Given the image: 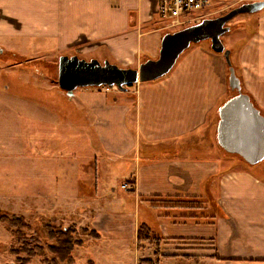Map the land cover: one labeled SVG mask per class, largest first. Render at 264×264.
I'll list each match as a JSON object with an SVG mask.
<instances>
[{
    "label": "crops",
    "instance_id": "0c3cea01",
    "mask_svg": "<svg viewBox=\"0 0 264 264\" xmlns=\"http://www.w3.org/2000/svg\"><path fill=\"white\" fill-rule=\"evenodd\" d=\"M212 1L219 6L264 0ZM156 6L155 0H0V38L19 46L31 39L54 40L61 55L70 52L137 68L159 56L165 33L178 30L158 18ZM259 10L249 20L255 24L252 30L235 40L231 58L243 90L264 114V6ZM197 43L179 56L168 73L135 82L134 97L128 88L112 95L92 86L75 89L70 96L98 120L103 139L99 151L113 161L126 162L125 181L132 186L125 188L124 197H97V175L94 186L84 187H76L72 176L69 183L65 181L66 189L62 180L52 178L56 190L45 194L40 166L37 203L48 198L53 211L62 210L58 219L89 223L100 236L92 239L96 245L109 236L135 240L138 225L144 222L165 245L207 243L204 254L193 253L204 257V264H264L261 161L250 164L234 153L228 157L216 147L221 146L217 127L210 153L185 146L161 148L162 153H157L140 146L141 142H183L202 129L209 111L225 96L224 54L212 50L211 43ZM90 186L96 194L80 193ZM93 202L97 203L90 208Z\"/></svg>",
    "mask_w": 264,
    "mask_h": 264
},
{
    "label": "rangeland",
    "instance_id": "374dc122",
    "mask_svg": "<svg viewBox=\"0 0 264 264\" xmlns=\"http://www.w3.org/2000/svg\"><path fill=\"white\" fill-rule=\"evenodd\" d=\"M214 5L216 2L210 0L206 17L219 16L240 4L225 2L219 6ZM260 12L262 10L241 12L228 21L230 30L221 36L226 48L231 50L236 39L252 30L255 24L249 20ZM198 43L209 45L211 42L205 39ZM194 45L191 43L190 47ZM60 55L54 40L43 42L31 39L19 46L18 42L13 44L0 38V216H22L26 225L22 234L31 241L29 250H24L13 228L0 220V264H204V257L194 256L193 253L204 254L209 248L205 242H191L190 245L189 242H174L165 245L160 240L157 247L152 240L154 238L138 242V238L134 240L109 236L100 245H96L97 240H92L93 237L84 230L85 227L91 229L89 223H75L76 218L58 219L62 210L59 208L53 211L55 207H52L48 198L37 203V191L42 182L38 171L40 166L44 175L41 192L45 194L56 190L53 189L52 178L62 180V186L66 189L65 181L69 183L72 176H75L76 187H84L93 185L96 175L97 197L104 200L111 195L123 198L127 193L121 185L126 178V162L113 161L99 151L97 146H102L103 139L98 131V120L93 119L94 114L89 108L76 97L72 100L58 84ZM232 64L235 65L233 61ZM228 77L229 66L226 64L227 83ZM92 87L101 93L122 94L116 85ZM79 88L82 87L76 90ZM127 88L134 97V83L128 84ZM236 92L228 83L226 94L218 100L217 106H221ZM217 106L214 105L213 110L209 111L202 129L187 137L185 142H141L140 146L146 151L153 148L157 153H162L161 148L172 146L200 147L208 151L209 146L216 142L219 118ZM216 147L227 153L228 157L232 155L221 146ZM239 156L234 154L236 159L242 158ZM260 164L259 168L264 172V159ZM129 184L132 186L131 182ZM89 188H84L80 193H88V196L96 194L94 187ZM96 203L93 202L92 207H89L93 208ZM47 223L55 227L75 226V237L81 240V244L73 249V261H62L50 250L49 244L55 240L47 234ZM31 237H35L34 240ZM156 249L159 251L155 252Z\"/></svg>",
    "mask_w": 264,
    "mask_h": 264
},
{
    "label": "water",
    "instance_id": "95a60500",
    "mask_svg": "<svg viewBox=\"0 0 264 264\" xmlns=\"http://www.w3.org/2000/svg\"><path fill=\"white\" fill-rule=\"evenodd\" d=\"M264 1L244 2L216 17H205L199 22L167 32L161 41L157 58H150L137 68L122 67L109 60H90L77 54H62L58 62V84L68 95L83 86L116 85L124 90L128 84L149 81L168 73L179 56L191 43L209 39L215 52L224 54L229 66L228 83L237 92L219 107L217 140L227 152L240 155L250 164L264 159V114L250 95L242 90L241 80L221 36L230 30V19L241 12L261 9Z\"/></svg>",
    "mask_w": 264,
    "mask_h": 264
},
{
    "label": "trees",
    "instance_id": "16d2710c",
    "mask_svg": "<svg viewBox=\"0 0 264 264\" xmlns=\"http://www.w3.org/2000/svg\"><path fill=\"white\" fill-rule=\"evenodd\" d=\"M174 147H170V149H173ZM153 149V148H152ZM176 149V148H174ZM0 220L4 223H6L8 226L13 228V232L15 237L21 241L22 248L25 250L30 248L31 241L28 237H24L22 234L25 224L23 222L22 216H16L11 215L10 217L5 214H1ZM47 234L49 238L55 240L53 243L49 244L50 250L55 253L60 260L71 262L73 261V249L77 244H81V240L75 237L76 234V228L75 226H68V227H55L51 225L50 223L45 224ZM85 231H88V233L93 238H99V234L94 229L84 228ZM33 240L35 237H31ZM137 238L138 242H140L142 239L145 240H151L156 242V245L158 247V243L160 241L159 237L156 236V234L150 229V227L144 223L141 222L138 225V232H137ZM156 240V241H155ZM159 250L156 249L155 252H158ZM30 256V255H29Z\"/></svg>",
    "mask_w": 264,
    "mask_h": 264
},
{
    "label": "built area",
    "instance_id": "2783aa9c",
    "mask_svg": "<svg viewBox=\"0 0 264 264\" xmlns=\"http://www.w3.org/2000/svg\"><path fill=\"white\" fill-rule=\"evenodd\" d=\"M157 2L155 14L168 27L180 29L208 16L210 0H155ZM202 10V11H201ZM202 14H205L202 16ZM124 188H131L126 181Z\"/></svg>",
    "mask_w": 264,
    "mask_h": 264
}]
</instances>
